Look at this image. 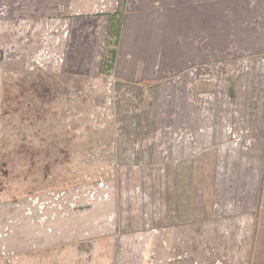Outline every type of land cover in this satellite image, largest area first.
I'll return each mask as SVG.
<instances>
[{
	"label": "rangeland",
	"instance_id": "obj_1",
	"mask_svg": "<svg viewBox=\"0 0 264 264\" xmlns=\"http://www.w3.org/2000/svg\"><path fill=\"white\" fill-rule=\"evenodd\" d=\"M152 1L0 0V264H264V0Z\"/></svg>",
	"mask_w": 264,
	"mask_h": 264
},
{
	"label": "crops",
	"instance_id": "obj_2",
	"mask_svg": "<svg viewBox=\"0 0 264 264\" xmlns=\"http://www.w3.org/2000/svg\"><path fill=\"white\" fill-rule=\"evenodd\" d=\"M190 2H191V0H153L152 1L154 7L159 6V5L160 6L161 5H163V6L169 5V7H178V8L183 7V6H187V5H189ZM12 250H14V249H12Z\"/></svg>",
	"mask_w": 264,
	"mask_h": 264
},
{
	"label": "built area",
	"instance_id": "obj_3",
	"mask_svg": "<svg viewBox=\"0 0 264 264\" xmlns=\"http://www.w3.org/2000/svg\"><path fill=\"white\" fill-rule=\"evenodd\" d=\"M128 4H129V6H130V3H128ZM185 135H187V133H186ZM190 135H192V133H190L189 136H190Z\"/></svg>",
	"mask_w": 264,
	"mask_h": 264
}]
</instances>
